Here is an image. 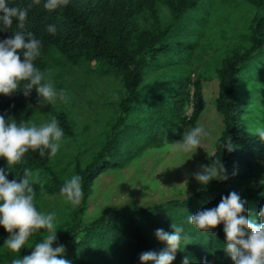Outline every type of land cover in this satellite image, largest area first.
I'll list each match as a JSON object with an SVG mask.
<instances>
[{
	"label": "trees",
	"instance_id": "16d2710c",
	"mask_svg": "<svg viewBox=\"0 0 264 264\" xmlns=\"http://www.w3.org/2000/svg\"><path fill=\"white\" fill-rule=\"evenodd\" d=\"M206 1L69 0L66 7L49 12L43 6L45 0H41L29 8L25 32L41 41V55L34 61L39 69V63L56 49L71 65H89L88 72L95 76L116 74L125 90L117 102L107 142L90 161L75 168V175L82 178L83 199L69 214L53 244L54 248L64 246L62 258L70 264H141L142 253H160L167 247L155 232H172V223L184 228L182 236H189L186 243L182 239L172 264H184L186 258L188 264H234L224 251L223 224L204 233L187 221L189 215L215 208L222 197L233 191L247 202L249 217L260 222L259 210L264 206V141L259 133L264 130L255 126L253 118L246 117L254 103L252 96L241 93L240 88L264 77V15L258 14L264 8V0H248L256 12L248 27L247 47L223 58L216 69L215 105L224 129L215 143L211 163L220 159L227 179L213 180L186 198L145 207L129 205L86 223L81 217L99 176L122 168L128 156L142 148L179 142L204 112L205 81L193 80L195 73L188 69L198 44L188 40L191 31L185 20L202 10ZM7 2L10 7L24 8L31 0ZM158 4L171 12L172 23L150 33L143 29L142 20L153 14ZM16 23L14 19L9 30L0 31V40L13 36ZM49 25L56 27L55 33L48 32ZM143 34L144 38L138 39ZM179 54L185 56L176 57ZM261 84L264 86V78ZM30 112L56 118L63 131L70 134L64 113L57 112L53 104L39 105L34 89L28 97L22 92L0 95V115L7 121L26 123ZM227 142L231 150L224 148ZM0 168L9 181L22 176L25 168L44 178L32 181L35 205L48 196L62 197L60 190L65 181L38 152L29 151L10 172L6 161L0 159ZM0 236L8 238L3 227ZM32 250L23 248L16 256L23 258Z\"/></svg>",
	"mask_w": 264,
	"mask_h": 264
},
{
	"label": "rangeland",
	"instance_id": "374dc122",
	"mask_svg": "<svg viewBox=\"0 0 264 264\" xmlns=\"http://www.w3.org/2000/svg\"><path fill=\"white\" fill-rule=\"evenodd\" d=\"M201 6L202 10L198 13L187 16L185 24L190 26L191 31V39L188 40L198 44L188 69L195 73L193 80L200 78L205 81L203 95L207 104L197 122L185 131L198 125L204 126L207 137L202 140L195 154L174 151L170 145L142 148L128 156L122 168L98 177L81 216L83 222H89L104 213L121 211L129 205L145 207L170 199L186 198L203 187L196 181L195 173L201 170V166L211 164L215 143L224 129L222 116L215 105L218 95L216 69L223 58L245 50L248 27L256 11L248 0H208ZM258 14L264 15V8ZM171 23V12L161 4L155 7L153 14L146 15L142 20L143 29L150 33L156 32L158 28L165 29ZM143 38L144 34L138 37L140 40ZM184 56L176 55L178 58ZM39 67L46 81L67 94V102L57 99L53 106L57 112L64 113L70 134L64 131L56 156L51 159L45 157L66 181L75 175L77 164L83 165L90 161L107 142L116 116L117 102L125 90L116 74L95 76L88 72L89 65H71L56 49L50 51ZM261 73L264 74V71L261 70ZM263 78L258 82L242 84L240 92L251 95L254 103L246 117L253 118L255 126L264 130ZM191 114L190 107L187 116ZM52 119L48 115L30 112L26 123L40 126ZM31 179L44 180L37 173ZM36 207L41 212L56 214L58 239L61 228L76 206L65 202L63 197L48 196ZM43 234L41 230L30 237L24 248L32 249L35 243L41 241ZM5 241L0 236V264H11L17 254L4 247Z\"/></svg>",
	"mask_w": 264,
	"mask_h": 264
},
{
	"label": "clouds",
	"instance_id": "9594fccd",
	"mask_svg": "<svg viewBox=\"0 0 264 264\" xmlns=\"http://www.w3.org/2000/svg\"><path fill=\"white\" fill-rule=\"evenodd\" d=\"M40 2L31 0L27 7L21 8L10 7L7 0H0V31L9 30L13 20L17 21V31L13 36L0 40V95L11 96L22 92L28 97L34 89L38 104L44 106L55 104L57 99L67 102V94L46 81L44 72L34 63L41 55V41L33 33L25 32V22L29 8ZM68 4L69 0H45L43 6L52 12ZM47 30L55 33L56 27L49 25ZM207 135L206 128L198 125L185 131L182 140L172 143L171 147L184 154H195ZM259 135L264 141V131ZM63 136L64 131L56 118L37 126L35 123L18 124L14 119L9 122L0 115V159L6 161L8 172L20 164L29 151L38 152L41 158L51 159L60 150ZM224 148L231 150V144L227 142ZM225 171L220 159H215L210 165L201 166V170L195 173V179L207 187L212 180L227 179ZM31 177V170L25 168L22 176L9 181L5 170L0 168V227L8 233L4 247L11 253H19L30 237L44 231L41 241L32 247L31 254L23 258L15 257L11 264H70L69 260L62 258L64 246L53 247L58 231L56 214L37 209ZM60 195L72 206L80 205L83 199L82 178L73 175L67 179ZM246 203L233 191L222 197L215 208L189 215L187 221L204 233L223 224L224 251L234 264H264V206L259 210L260 222L257 223L256 219L249 217ZM171 227L173 231L170 233L163 229L156 230L157 239L167 247L160 253H142L139 257L141 264H172L182 239L186 243L189 236H182V226L172 223ZM184 264H188L187 258Z\"/></svg>",
	"mask_w": 264,
	"mask_h": 264
},
{
	"label": "built area",
	"instance_id": "2783aa9c",
	"mask_svg": "<svg viewBox=\"0 0 264 264\" xmlns=\"http://www.w3.org/2000/svg\"><path fill=\"white\" fill-rule=\"evenodd\" d=\"M190 117V116H189Z\"/></svg>",
	"mask_w": 264,
	"mask_h": 264
}]
</instances>
